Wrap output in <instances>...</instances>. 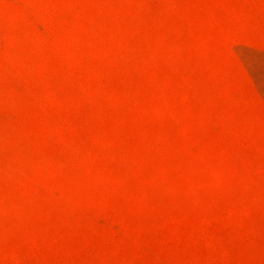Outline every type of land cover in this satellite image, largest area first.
Here are the masks:
<instances>
[{"label":"rangeland","instance_id":"rangeland-1","mask_svg":"<svg viewBox=\"0 0 264 264\" xmlns=\"http://www.w3.org/2000/svg\"><path fill=\"white\" fill-rule=\"evenodd\" d=\"M0 264H264V0H0Z\"/></svg>","mask_w":264,"mask_h":264}]
</instances>
